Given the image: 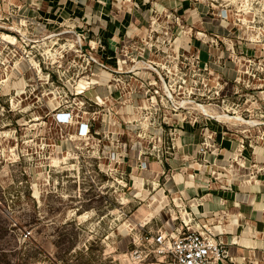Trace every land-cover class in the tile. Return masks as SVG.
Masks as SVG:
<instances>
[{"label": "rangeland", "instance_id": "obj_1", "mask_svg": "<svg viewBox=\"0 0 264 264\" xmlns=\"http://www.w3.org/2000/svg\"><path fill=\"white\" fill-rule=\"evenodd\" d=\"M217 4L240 59L229 85L199 68L170 13L155 10L141 41L152 57L116 73L82 19L44 0H0V264H161L141 252V237L163 228L146 209L159 175L149 161L175 151L182 124L222 125L264 181V0ZM96 64L115 94L96 95ZM68 110L72 122L59 124ZM81 122L89 138L77 136Z\"/></svg>", "mask_w": 264, "mask_h": 264}, {"label": "crops", "instance_id": "obj_2", "mask_svg": "<svg viewBox=\"0 0 264 264\" xmlns=\"http://www.w3.org/2000/svg\"><path fill=\"white\" fill-rule=\"evenodd\" d=\"M44 2L91 25L97 36L95 42L106 49L104 61L116 73L127 66L128 60L140 64L152 57L151 45H143L141 41L150 43L148 29L158 10L175 15L178 30L184 29L188 48L199 58V68L218 73L227 85L238 78L240 59L232 44L236 42L232 37L233 17L230 11L227 15L220 14L217 0ZM93 67L100 68L98 64ZM104 72L96 73L98 97L101 93L115 94V84L109 85V89L102 87ZM260 94L264 111V91ZM176 131L175 151L170 156L164 154L157 163L144 157L159 172L157 178L150 179L155 192H149L155 201L146 205L148 217L159 220V226L167 231L181 226L183 219H192L189 225L203 230L208 227L227 244L232 264H264V181L252 174L247 147L230 138L222 125L205 130L195 124H182ZM212 131L216 139L212 138ZM204 139L209 150L202 157L200 147ZM169 200L176 208L168 206Z\"/></svg>", "mask_w": 264, "mask_h": 264}, {"label": "built area", "instance_id": "obj_3", "mask_svg": "<svg viewBox=\"0 0 264 264\" xmlns=\"http://www.w3.org/2000/svg\"><path fill=\"white\" fill-rule=\"evenodd\" d=\"M197 62L199 66V58ZM56 119L59 124L67 125L72 122L73 113L70 110L59 113ZM76 134L89 138L92 134L90 124L81 122ZM201 150L206 152L205 147ZM141 242L147 243V248L141 252L146 253V257H161V264H232L226 243L218 239L210 228H194L186 219L175 231L161 228L150 237L148 234L142 236Z\"/></svg>", "mask_w": 264, "mask_h": 264}, {"label": "bare ground", "instance_id": "obj_4", "mask_svg": "<svg viewBox=\"0 0 264 264\" xmlns=\"http://www.w3.org/2000/svg\"><path fill=\"white\" fill-rule=\"evenodd\" d=\"M202 108V107H201ZM204 108V107H203ZM221 116V115H220ZM220 116H218V117H220ZM222 117H228L227 115H224V116H222ZM221 117V118H222ZM230 117H232V116H230ZM242 118V117H241ZM227 119V118H226ZM239 119V118H238ZM246 120V119H245ZM251 121V120H250ZM248 122V121H247ZM255 122V121H254ZM251 123V122H250Z\"/></svg>", "mask_w": 264, "mask_h": 264}]
</instances>
